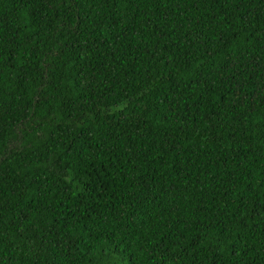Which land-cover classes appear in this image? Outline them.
Instances as JSON below:
<instances>
[{
    "label": "trees",
    "instance_id": "1",
    "mask_svg": "<svg viewBox=\"0 0 264 264\" xmlns=\"http://www.w3.org/2000/svg\"><path fill=\"white\" fill-rule=\"evenodd\" d=\"M0 264H264V0H0Z\"/></svg>",
    "mask_w": 264,
    "mask_h": 264
}]
</instances>
